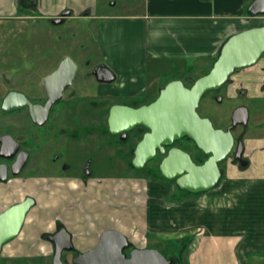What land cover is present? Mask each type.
Instances as JSON below:
<instances>
[{
	"label": "crops",
	"instance_id": "0c3cea01",
	"mask_svg": "<svg viewBox=\"0 0 264 264\" xmlns=\"http://www.w3.org/2000/svg\"><path fill=\"white\" fill-rule=\"evenodd\" d=\"M251 1L145 0L141 12L112 15L95 14L92 8L80 13L79 10L87 7L82 0H78L79 8L68 0H29L26 4H21V0H6V4L0 3V15L15 14L20 3L27 9H36L40 18L48 21L61 18L64 22L76 16L98 20L97 46L115 75L112 83L99 84V94L104 98L129 101L120 104L138 105L149 100L150 89L158 94L165 84L154 78L147 80L145 74L149 63L175 61L179 64L189 57L198 64L215 61L230 35L264 25V15L251 17L248 14ZM64 11L69 14L61 16ZM257 68L255 65L251 69ZM241 79L245 81L249 96L254 99L264 96V90L258 89L264 83L263 79L252 82L248 78ZM139 97L146 100L139 102ZM114 103L119 102L107 103L106 108ZM243 143L247 164L238 165L228 159L217 185L204 193V201H210L208 204H197L191 199L167 202V197L175 190L160 180H118L123 195L116 194L115 199L128 195L123 201L130 203L111 210L93 211L98 221L95 237L91 239L93 246L105 229L119 230L138 248L146 247L149 238L159 241L172 235L190 234L194 238L187 253L188 264H264V169L252 172V167L257 166L256 158H252L257 149L262 154L264 166V135L248 138ZM60 181L57 190L54 186L40 191L36 186L29 189L37 199V205L30 210L20 233L2 246V257L52 255V245L43 235L53 231L56 220L62 222L71 235L72 245L81 251L84 241L76 233L80 217L78 209L74 208L79 204V194L74 193L76 189L70 191L77 183L76 180H72L73 183ZM97 192L103 201L107 192ZM22 194L17 190L0 191V211ZM84 194L85 202L90 205L94 193ZM104 217L111 221L108 226H105L107 221H102Z\"/></svg>",
	"mask_w": 264,
	"mask_h": 264
},
{
	"label": "rangeland",
	"instance_id": "374dc122",
	"mask_svg": "<svg viewBox=\"0 0 264 264\" xmlns=\"http://www.w3.org/2000/svg\"><path fill=\"white\" fill-rule=\"evenodd\" d=\"M68 1L79 8L78 0ZM144 1L145 0H82L83 3L87 4V7H83V9L79 10V12L84 13L89 10V8H92V12L95 14L115 15L120 13L141 12L143 10ZM2 2H5L6 4V0H0V3ZM97 21L98 20H85L80 16L67 19L61 23H51L46 18H33L17 22L14 21L12 23L14 27V35H17L14 39V50L15 52L18 51L17 44H24L25 49L30 53L29 57L24 58L25 60L30 61L32 57L36 58V56H39L36 60L44 61L50 66L56 65V63L64 57H69L79 69L77 82L82 83L84 72L89 70L92 66L96 64H104L107 66V61H105L102 57L97 46ZM213 62L214 61L212 60H207L198 64L192 57H189L186 62H181L179 64L175 61H163L159 63L151 62L146 67L145 75L147 80L150 81L154 78L161 84L166 83L168 79L178 77L186 85H190L196 78L208 72ZM263 64L264 53L258 60L256 66L259 68V66H264ZM182 70H185V72L181 73ZM30 76H33V78L36 76L35 79H31L33 81H37L39 79V77H37L39 76V73L37 72H35V74H33V72L30 73ZM97 84V81L93 82L92 79H89V84H87L85 89L86 93H84L87 94L88 97L78 98L81 100L79 107H73L74 114H72L69 119H66L69 124H71V128L65 126L67 131H69L67 137L69 134H72L73 137L72 139L69 138L66 141L65 137L62 136L58 141L56 151L57 153L66 155V160L73 165V168L68 174L77 177L75 179L77 185L73 186L74 188L71 187L70 191L76 189L74 193L79 194L77 195L79 204H75L74 208L76 207V209H78L80 217V220H78L79 228L76 233L78 237L84 241L81 245V252L94 247V242L92 243L91 239L95 237L93 234L96 232L98 221L97 218L94 217L93 211L104 209L111 210L118 206H122L123 204H129L130 202L128 200L123 201V198L128 195L115 199L116 194L123 195V189L119 181L126 180V182H129L134 178L146 179L148 175H151L150 172L154 171L158 161L156 160L155 163L151 162L142 169L133 167L131 164L132 153L130 152V149L134 148L135 142L140 137L139 133L134 130L131 131L127 134V141L125 142L122 141L118 135L110 133L106 125L107 103L119 102L114 104H120V102L129 103V101H123L116 98L100 99L95 92ZM223 89L217 92L221 99L220 101L214 100L210 94H207L204 98H202L197 108L198 113L201 116L208 117L215 127L220 128L229 123L232 112L236 107L239 105H246L249 108L248 123L246 126H237L233 135L243 137V141L248 138H259L264 135V96H261L258 99H254L251 95L248 98L235 97L233 95L228 96ZM148 95V99L150 100L151 98H155L158 94L155 90L150 89L148 91ZM145 100L146 99H144V97H139L137 99L139 102H144ZM91 101H97L100 104L103 103V110L99 107H93L90 104ZM177 145L188 151L193 157L200 156L202 154L188 139L178 141ZM53 152L54 151H50L49 153H46L44 158L38 157L39 159L36 161V167L40 164V172L45 174H56V170H59L58 167L61 164V159H59L55 164L48 162V158L51 154H53ZM261 155L262 154L259 149H257V151L253 154L252 158H256L257 166L252 167V172H255V169H264L260 158L262 157ZM88 160H91L89 168L91 169L92 174L90 177H87V179L82 180V166ZM228 162L229 160L226 159L220 162L219 166L222 167V170H224V166ZM159 180L163 183H168L163 179ZM60 182L61 181H59V183ZM70 182L73 183L72 179L69 183ZM32 184L33 185L28 186V190L33 188V186H36V189L39 188H37L38 184ZM174 184V182L169 183V185L172 186H174ZM59 186L60 185L55 184V190H57V188L59 189ZM102 186H105V188H101ZM117 188L119 190H116ZM99 190L102 194L105 191L107 192L103 201L101 195L97 192ZM174 190L175 193L167 197V202H171L173 200L181 201L184 199H191V201H196L197 204H208L210 202L209 200L204 201V199H206L204 197L205 192L199 193L198 195H187L183 191L176 190V188H174ZM82 192L94 193L93 201H90V205L85 202L86 195ZM22 196L23 194L19 196V198ZM76 201L77 200H75V202ZM99 219L102 220V218ZM102 221H107L105 226H108V222H111L109 221V218L106 217H104V220ZM172 236L173 237L159 239V241L149 238L147 240L148 243H146V247L159 250L167 258L173 257L175 252L174 250L178 248V243L181 237L176 235ZM192 243L193 240L190 243L188 250L191 249L190 246ZM131 248H134V246L130 243L127 251ZM74 255L75 254L73 252L63 253L62 260L64 264H72L71 257ZM184 255L187 256V253ZM51 258V254L41 257L33 256L30 258H4L0 255V264H51Z\"/></svg>",
	"mask_w": 264,
	"mask_h": 264
},
{
	"label": "water",
	"instance_id": "95a60500",
	"mask_svg": "<svg viewBox=\"0 0 264 264\" xmlns=\"http://www.w3.org/2000/svg\"><path fill=\"white\" fill-rule=\"evenodd\" d=\"M247 12L251 17L264 15V0H252ZM68 14L69 11H64L61 16ZM52 22L60 23L61 18H55ZM263 53L264 25L230 35L221 46L209 71L196 78L190 86H186L179 78L172 79L160 88L158 95L148 104L136 107L112 104L107 115L108 131L121 134V138L125 139L126 132L137 125L148 129L132 150L131 164L137 169L152 159L156 150L164 154L166 146L183 137L189 138L207 155V159L202 164H195L188 152L173 146L159 163V170L164 178L175 180L176 186L181 190L198 193L214 188L222 175L219 164L228 157L234 146L232 129L248 123L249 110L244 105L236 107L231 115V124L224 130L214 127L208 117L198 113L199 102L205 92L220 88L235 70L254 65ZM76 71L77 65L69 57H64L58 68L45 78L44 85L55 77L65 79L54 95L48 91L46 109L60 98L62 90L71 83ZM93 75L99 83H112L115 80L114 73L104 64L96 65ZM9 99L10 95L3 101V108L6 110L13 108L6 107ZM31 105L30 103V113L36 120ZM242 151V143L239 141L237 156ZM90 162L91 160L87 161L84 170L87 177L92 174ZM5 171V166L0 165V181L6 180ZM33 204V198L26 197L0 213V253L2 246L20 233L25 216ZM47 239L54 247L51 264H64L63 251L73 248L70 233L62 227ZM128 247V239L122 232L105 229L101 231L97 244L78 253L72 259V264H172L171 259L155 248L134 247L126 255L124 250Z\"/></svg>",
	"mask_w": 264,
	"mask_h": 264
},
{
	"label": "flooded vegetation",
	"instance_id": "af4514ba",
	"mask_svg": "<svg viewBox=\"0 0 264 264\" xmlns=\"http://www.w3.org/2000/svg\"><path fill=\"white\" fill-rule=\"evenodd\" d=\"M27 2H29V0H23V1L21 0V4H26ZM21 4L18 3L15 14L0 15V165L5 166V170H6L5 175L7 177L6 180L0 181V191L13 192L18 190L23 192V196L18 200L9 203L0 211V213L9 206L21 202L26 197L33 198L34 204L30 208V210L33 209V207L37 205V199L35 198L33 193H31V191L27 189L28 186L33 185L32 183L38 184L37 188L39 187L38 189L40 191L43 190L45 187L47 188L53 187L55 184L59 183L61 179L64 180V182H69L71 181V179L75 180L77 178L73 175L68 174L69 171L73 168V165L66 160L65 154H60L56 152L58 147L57 144L62 136L65 137L66 141L69 138L72 139L73 137L72 134L71 135L69 134L67 137L69 131H67V128H65V126L71 128L70 126L71 124H69L68 120L66 119H69V117L72 114H74L73 107H79V103L81 100L78 98L88 97V95L84 93H86L85 89L87 87V84H89V79H92L93 82L97 81L95 76L93 75V69L98 64L92 66L89 70L84 72L82 83L77 82V74L79 70L77 67L75 76L73 77L71 83L62 90L60 94V98L54 103H52L48 107V109H46V102L49 98L48 91L54 95L55 92H57L58 88L62 86L65 79L55 77L53 80H51L45 85L43 84V81L45 80L46 77L51 75L58 68L59 63L62 59L54 66L47 65L46 62L44 61L36 60V58L37 57L39 58V56H36V58L32 57L30 61L25 60L24 58L29 57L30 53L28 52V50L25 49L24 44H17L18 51L15 52L14 39L16 38L17 35L16 34L14 35V27L12 23L14 21L17 22L26 19L40 18V16L37 14L36 9H27L24 6H21ZM50 22L53 23L52 19ZM257 62L250 67L235 70L233 74L228 78L225 84H223L218 89L209 90L205 92L202 98H204L207 94H210L212 98H214V100H218V98L220 99V97L218 96L217 92L219 90H222L223 88H224L223 89L224 92L228 96L233 95L235 97L248 98L249 90H247V88L244 86L245 81H243L241 78L242 77L245 79L248 78L250 82H252L253 79L254 81L260 79L264 80V66L259 67L257 70L251 69L257 64ZM32 72L33 74H35V72L39 73V76H37L39 77V79L37 81L31 80L36 78V76L35 78H33V76H30V73ZM99 84L100 83L98 82L95 92L100 97V99H102L104 97H102L99 94L100 91ZM190 85H186V86H190ZM258 89L260 91L264 90V83H261L260 86H258ZM8 95L11 96V99L8 100L6 107H13V108L6 110L3 108V101ZM154 99L151 98L150 100L146 101L144 104H148ZM30 103L32 104L31 106L34 108V117L36 120H34L31 116L29 109ZM90 104L95 108L99 107L102 110L104 108L103 106L104 104L103 103L100 104L97 101H91ZM133 104L134 105L131 106L136 107L142 105V104L137 105L136 103ZM108 110L109 108H107V115H108ZM263 110H264V106H263ZM230 124H231V117L229 123L226 126L220 128L225 130ZM106 125H107V117H106ZM237 126H235L232 129V134ZM241 126H246V125H241ZM133 130L139 133L140 136L134 144L135 147V145L142 138L143 134L146 131H148V129L145 128L143 125H137L131 131ZM131 131L126 132L125 139L121 138V134H116V135H118L122 139V141L126 142L127 134L130 133ZM182 139H187V138L183 137L179 140L174 141L172 145L166 146L164 154L160 153L159 150H156L154 157L149 161H147L142 167L144 168L145 166H147V164L151 162L155 163L156 160H158L156 163V167L154 168V171L150 172L151 175H148L147 179H155V177L158 174V171L159 174L162 176L159 170V163L161 162L162 158L166 155L167 151L171 147L175 146L182 149L177 145L178 141ZM188 140L190 139L188 138ZM190 141L194 144L192 140ZM239 141H241L242 143L243 151L239 156H237V145ZM196 149L200 153H202V151H200L197 147ZM132 150L133 148L130 149L131 153ZM50 151H54V152L48 158L49 163L55 164L59 159H61V164L58 167L59 170H56V174H48V173L45 174L43 172H40L41 171L40 164L36 167L37 165L36 161L39 159L38 157L44 158V155L46 153H49ZM202 154L200 156H195V157H193L190 154L195 164L198 165L202 164L205 161V159H207V155H205L204 153ZM228 159H230L234 163H237L238 165L247 164L243 137H239L238 135L234 136V146L231 152L229 153L228 157L226 158V160ZM86 163L82 166V174H81L83 177L82 180L87 179V176H85L84 174V170L86 169ZM220 169H221V173L223 174L222 167H220ZM13 171H17V173H14ZM172 181H174L175 183V180ZM175 187H177L176 184L175 186H173V188ZM30 210L27 212L25 216V220ZM62 227L65 228L62 222L60 220H56L55 228L53 229V231L43 235V238L49 241L47 237L51 234H54ZM51 245H52V255H53L54 247L52 243ZM127 249L128 248L124 250L126 255L130 250L129 249L127 251ZM67 252H73L75 254L74 256L71 257V263H72V259L81 251H78L73 246L72 250L63 251V253H67Z\"/></svg>",
	"mask_w": 264,
	"mask_h": 264
},
{
	"label": "trees",
	"instance_id": "16d2710c",
	"mask_svg": "<svg viewBox=\"0 0 264 264\" xmlns=\"http://www.w3.org/2000/svg\"><path fill=\"white\" fill-rule=\"evenodd\" d=\"M155 179L156 180L163 179L168 183L174 182L172 180H168V179L163 178L159 174V171H158V174L155 177ZM174 186H175V184H174ZM175 188H176V190L185 192L187 195H198L199 193L206 192V191H203V192H198V193H191V192L186 191V190H180L178 187H175ZM192 240H193V235H190V234H187V235H184L181 237V239L179 240V243H178V248L176 250H174L175 252H174L173 257H168V259L172 260V264H188L187 256H185L184 254L188 253V247H189L190 243L192 242Z\"/></svg>",
	"mask_w": 264,
	"mask_h": 264
}]
</instances>
